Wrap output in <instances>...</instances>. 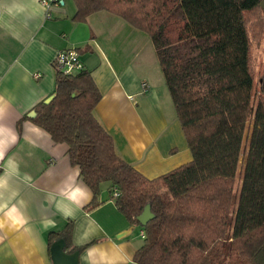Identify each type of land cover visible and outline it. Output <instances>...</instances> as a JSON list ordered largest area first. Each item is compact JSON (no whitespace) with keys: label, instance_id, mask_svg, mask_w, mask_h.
<instances>
[{"label":"trees","instance_id":"obj_1","mask_svg":"<svg viewBox=\"0 0 264 264\" xmlns=\"http://www.w3.org/2000/svg\"><path fill=\"white\" fill-rule=\"evenodd\" d=\"M261 1L73 0V21L104 11L150 38L192 157L153 179L121 160L94 117L101 96L84 68L70 77L55 71L52 98L33 107L31 123L67 146L92 193L89 207L102 183L131 225L142 227L150 206L135 264H264V85L256 97L249 34L262 33L263 21L248 23ZM71 225L48 243L69 241Z\"/></svg>","mask_w":264,"mask_h":264},{"label":"crops","instance_id":"obj_2","mask_svg":"<svg viewBox=\"0 0 264 264\" xmlns=\"http://www.w3.org/2000/svg\"><path fill=\"white\" fill-rule=\"evenodd\" d=\"M71 1L46 16L39 0H0V264H53L57 240L50 245L47 235L68 222L64 251L87 245L78 264H135L144 244V230L120 213L110 183L100 184L98 204L89 207L92 193L67 146L29 120L54 94L58 52H78L101 96L94 117L121 160L153 179L192 159L150 38L104 11L73 21Z\"/></svg>","mask_w":264,"mask_h":264},{"label":"rangeland","instance_id":"obj_3","mask_svg":"<svg viewBox=\"0 0 264 264\" xmlns=\"http://www.w3.org/2000/svg\"><path fill=\"white\" fill-rule=\"evenodd\" d=\"M70 3L71 0H65ZM72 2V1H71ZM262 19L263 21V30L262 33H253L249 31L250 34V67L253 74L254 79V93L257 97L262 86L264 85V11L260 13L257 18H253L248 23L256 24L257 20ZM252 123L251 121L246 126V136L249 137L251 131ZM248 137L244 140V144L242 146V150L245 153L248 146ZM241 168V165H240Z\"/></svg>","mask_w":264,"mask_h":264},{"label":"built area","instance_id":"obj_4","mask_svg":"<svg viewBox=\"0 0 264 264\" xmlns=\"http://www.w3.org/2000/svg\"><path fill=\"white\" fill-rule=\"evenodd\" d=\"M40 5L46 11V16H49V10L54 5L63 4V0H39ZM54 71L63 76L70 77L81 70L83 65L79 59V54L76 50H64L57 53L53 62ZM145 87V84L143 85ZM118 193L114 192L113 197H118Z\"/></svg>","mask_w":264,"mask_h":264},{"label":"water","instance_id":"obj_5","mask_svg":"<svg viewBox=\"0 0 264 264\" xmlns=\"http://www.w3.org/2000/svg\"><path fill=\"white\" fill-rule=\"evenodd\" d=\"M264 11V0L260 3ZM153 219V214L150 211V206H145L143 212L138 217V221L144 227L150 220ZM65 240L59 239L51 245L50 252L53 264H78V252L67 254L64 251Z\"/></svg>","mask_w":264,"mask_h":264}]
</instances>
